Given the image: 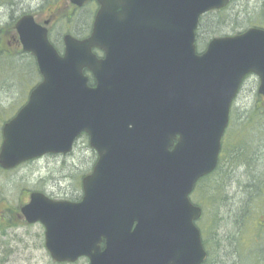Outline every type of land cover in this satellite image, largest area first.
Masks as SVG:
<instances>
[{"label":"water","instance_id":"obj_1","mask_svg":"<svg viewBox=\"0 0 264 264\" xmlns=\"http://www.w3.org/2000/svg\"><path fill=\"white\" fill-rule=\"evenodd\" d=\"M96 1L92 34L67 36L62 55L32 15L17 22L42 81L4 125L0 165L69 153L86 132L99 159L84 201L33 192L21 207L28 223L44 225L53 259L75 261L97 228L107 247L91 264H202V208L190 194L219 163L244 78L257 75L264 94V28L215 37L198 53L201 15L230 0Z\"/></svg>","mask_w":264,"mask_h":264},{"label":"rangeland","instance_id":"obj_2","mask_svg":"<svg viewBox=\"0 0 264 264\" xmlns=\"http://www.w3.org/2000/svg\"><path fill=\"white\" fill-rule=\"evenodd\" d=\"M44 1L0 0V23L6 22L8 36L24 7L28 6L24 10L28 12ZM49 1L44 4L54 9L57 0ZM89 5L83 11L86 34L96 8ZM251 27L264 28V0H232L226 8L201 18L197 48L202 52L213 37L237 35ZM57 28L64 31L65 22L59 21ZM56 46L63 49L62 43ZM5 54L0 55V146L4 123L18 113L30 91L41 82L31 54ZM257 90L256 76L249 75L234 100L226 135L229 150L240 143L241 137L253 139L256 170L245 163L238 169L232 168L230 161L224 162L191 194L192 201L203 209L198 225L202 227L210 264H264V192L259 188L264 181V107ZM241 131L248 132V137L240 135ZM94 163V151L84 137L77 140L70 154H47L9 170L0 166V264H60L53 261L45 247L44 225L28 223L19 209L29 203L35 191L55 199L76 200L81 179ZM255 181L256 219L247 223L241 216L237 222V214L250 195L249 186ZM215 189L220 193L215 194Z\"/></svg>","mask_w":264,"mask_h":264},{"label":"flooded vegetation","instance_id":"obj_3","mask_svg":"<svg viewBox=\"0 0 264 264\" xmlns=\"http://www.w3.org/2000/svg\"><path fill=\"white\" fill-rule=\"evenodd\" d=\"M48 1L49 0H45L42 3H38L37 5H35L33 9H31L28 12H24V10L28 6L24 7V10H21L22 14L21 15L19 14L18 18H16V20L13 22L14 24V26L12 27L13 32L9 36H8V30L5 29L6 22L3 21V23H0V55H6L5 53H10V54L18 53V55L30 54L23 50L22 40L16 29L17 22L25 15H32L34 17V21L37 24L44 26L48 29L49 40L55 46L56 43H62V46L64 47V44L66 43L65 38L69 35L78 40H83L84 38L88 37L91 34L95 16L86 34V29L83 19L84 18L83 11L87 5L94 4L96 6V11H95V15H96V12L98 10V5L95 0L84 2L82 5L74 3L72 0H57V2L55 3L57 4V6H55L54 9H49L46 7L44 3ZM52 2L54 1L52 0L49 1V3ZM59 21L65 22L66 28L64 31L58 30L57 23ZM6 43L7 45H5ZM94 52L96 56L100 59L105 57L104 50L98 47L94 48ZM86 72L90 74L88 70H86ZM256 80L258 82V89H259L260 79L257 75H256ZM257 91H258V95L263 97L262 105L264 106V95L260 94L259 90ZM84 137H87V139L89 138V136L84 133L80 135L79 139ZM94 154H95V163L91 168V170L83 175L79 185L80 187L79 195L76 199L78 203L83 202L86 196L84 179L92 174L94 166L99 159L98 152L94 151ZM84 234L85 233H83V235ZM88 236L91 240L89 246L87 247L86 253L80 255L75 261L73 262H56L54 260L53 261L60 264H91L92 257L94 258L100 257L99 255L103 254V252L107 247V241L105 237L98 236L97 228H94L92 231H89Z\"/></svg>","mask_w":264,"mask_h":264},{"label":"trees","instance_id":"obj_4","mask_svg":"<svg viewBox=\"0 0 264 264\" xmlns=\"http://www.w3.org/2000/svg\"><path fill=\"white\" fill-rule=\"evenodd\" d=\"M251 118L252 117H250V120H251ZM227 134H228V131L226 132L225 137L223 139L219 165H218L216 171H214V173H216L217 171H219L221 169L224 162H229V161L231 162V164H229V165L232 168L240 169L245 163V165L247 167L252 168V170H256V164H255L256 163V151H255V148H252L251 141L253 142V139L251 137L247 136L248 132H246V133H245V131L240 132V135H243V136L245 135L248 137V141L244 137H241V140H239L240 143H238L237 146L231 150L227 149V147H228V142L226 141V135ZM246 160H247V162H246ZM208 177H210V176H208ZM263 185H264V181L261 184V186H259V188L261 189V191L264 192ZM249 187L250 188L248 191H250V193H249L250 195H249L247 201L242 206V208L239 210V213L237 214V217H236L237 222L239 221V218L241 216L243 218H245L246 221H248L247 223H249L251 220L253 221L256 219V191H257L256 190V181L253 185H250ZM219 193H218L217 189H215V194H219ZM205 264H210V262L207 260Z\"/></svg>","mask_w":264,"mask_h":264}]
</instances>
